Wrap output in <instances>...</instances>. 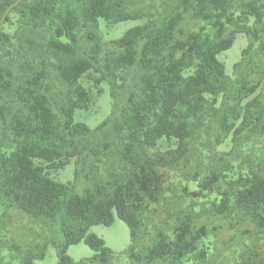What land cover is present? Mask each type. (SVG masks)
Instances as JSON below:
<instances>
[{
    "label": "trees",
    "instance_id": "1",
    "mask_svg": "<svg viewBox=\"0 0 264 264\" xmlns=\"http://www.w3.org/2000/svg\"><path fill=\"white\" fill-rule=\"evenodd\" d=\"M115 213L127 264H264V0H0V264H118L90 232Z\"/></svg>",
    "mask_w": 264,
    "mask_h": 264
},
{
    "label": "rangeland",
    "instance_id": "2",
    "mask_svg": "<svg viewBox=\"0 0 264 264\" xmlns=\"http://www.w3.org/2000/svg\"><path fill=\"white\" fill-rule=\"evenodd\" d=\"M141 20H127L118 23L117 25H107L104 21L100 23L101 33L104 39L112 40L121 37L124 32L134 26L141 24ZM248 44V39L244 35H238L232 47L223 53H221L218 58L224 63L226 72L231 75L233 71V66L241 58L242 49ZM101 87L104 89L103 93L97 96L94 94L95 99L89 111L76 110L75 120L79 122H84L88 124L91 128L96 127L101 123L111 111V97L109 93V88L106 84H102ZM94 92H96L94 90ZM74 162L67 165L62 169L59 174L55 176L58 181L67 182L73 180L74 178ZM83 185L81 184L77 188V192L82 194ZM91 233H94L101 237L106 245L116 254H120L118 264H127V256L124 253L131 243L130 230L128 225L115 213L114 222L110 225L96 224L90 229ZM48 234L58 243L62 240L60 233L57 228H55L52 233ZM68 255H70L75 261H79L84 258L93 257L96 252L91 249L84 242L77 244H72L69 246ZM57 247L54 244H49L46 250V257L41 260H36L35 264H57Z\"/></svg>",
    "mask_w": 264,
    "mask_h": 264
}]
</instances>
